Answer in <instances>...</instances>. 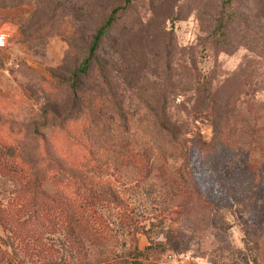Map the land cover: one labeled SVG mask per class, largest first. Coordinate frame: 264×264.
Returning a JSON list of instances; mask_svg holds the SVG:
<instances>
[{
	"label": "rangeland",
	"instance_id": "rangeland-1",
	"mask_svg": "<svg viewBox=\"0 0 264 264\" xmlns=\"http://www.w3.org/2000/svg\"><path fill=\"white\" fill-rule=\"evenodd\" d=\"M123 2L0 0V264H100L130 245L142 264H264V0ZM114 7L70 109L71 76ZM69 109L64 130L50 125ZM161 118L185 145L221 140L205 169L232 176L205 185L206 208L180 211L167 171L138 180L116 162L125 137L161 143ZM31 149L102 198L98 234H65L63 197L29 204Z\"/></svg>",
	"mask_w": 264,
	"mask_h": 264
},
{
	"label": "trees",
	"instance_id": "trees-1",
	"mask_svg": "<svg viewBox=\"0 0 264 264\" xmlns=\"http://www.w3.org/2000/svg\"><path fill=\"white\" fill-rule=\"evenodd\" d=\"M127 2L128 0H124L122 6ZM118 9L119 7L112 8L106 20L97 28L89 46L87 57L82 60L78 69L71 76V81L67 88L71 92V99H74V104L70 109H73L76 103L75 94L80 86L79 80L87 73L92 63L97 40L113 21L114 13ZM70 109L61 117L57 116V121L52 122L50 125L57 130H64L63 123L72 115ZM159 122L160 124L155 129V135L159 142L162 141L159 143L160 145H154L148 141L138 143L125 137L121 142L117 143L120 145L119 148L114 149L116 162L119 161L131 167L136 172L138 180L148 177L151 171H167L163 175L174 187L171 191V198L175 202V206L180 208V211L181 208L184 211L192 207L195 209L206 208L211 201L205 185L211 182V179L221 180L232 176L228 174L225 165L223 169L218 168L216 171H206L205 169V159L209 161L212 167L215 164L218 167V159L222 155L219 152L221 140H218V135L216 138L214 136L210 141H201L198 139L200 137L197 136L196 139L191 140L192 142L190 141L189 145H185L184 142H180L177 139L176 130L168 126L163 118ZM98 134L102 135L101 132H98ZM31 135L34 138L38 135L43 138L39 134V130L35 128L31 130ZM193 149H195L194 152L192 151ZM204 149H207L209 154L215 155L210 159L209 155L203 153ZM3 154L5 161L8 160L6 157L11 158V165L12 159L16 157L14 151L3 150ZM25 171H27L25 184L29 193V204L36 203L35 197L42 195L45 190L48 198L50 195L56 199L57 197H63L66 203L71 202L74 206L73 210L63 214L64 219L61 227H63L65 234L74 237L77 233L82 232L84 235L85 232H91V230L94 231V234H98L96 229H100V224L99 218H97L99 216L97 208L102 207V198L92 200L90 196L84 195V192L89 191L88 188L81 185L74 187L75 181L71 180L74 178L69 174L73 171L71 167L64 168L60 162L50 158L47 153L45 157H39L31 149V154L25 162ZM218 184L220 183H217V187ZM65 191L74 193L78 197V201L73 198L66 199ZM220 196L221 193L219 194L218 191L217 206H219V198L222 199V196ZM226 199L228 200L223 195L222 201H226ZM32 218L35 220L36 216L33 214ZM132 224L133 222L130 218L127 225L131 227ZM100 264H142V253L136 245H130L122 257L104 261Z\"/></svg>",
	"mask_w": 264,
	"mask_h": 264
}]
</instances>
